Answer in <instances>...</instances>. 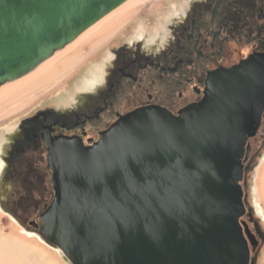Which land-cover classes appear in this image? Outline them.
I'll return each mask as SVG.
<instances>
[{
  "label": "water",
  "instance_id": "water-1",
  "mask_svg": "<svg viewBox=\"0 0 264 264\" xmlns=\"http://www.w3.org/2000/svg\"><path fill=\"white\" fill-rule=\"evenodd\" d=\"M126 1L0 0V85ZM263 111L264 78L249 59L210 74L203 100L178 115L136 108L91 145L47 136L54 197L41 236L71 264H249L258 241L239 182Z\"/></svg>",
  "mask_w": 264,
  "mask_h": 264
},
{
  "label": "flooded vegetation",
  "instance_id": "flooded-vegetation-1",
  "mask_svg": "<svg viewBox=\"0 0 264 264\" xmlns=\"http://www.w3.org/2000/svg\"><path fill=\"white\" fill-rule=\"evenodd\" d=\"M155 30L153 43H147V32L138 38L134 31L118 37L120 30L98 49L95 84L88 82L70 94L71 84L65 90L71 99L60 104L53 97L50 105L24 118L10 135L3 154L8 190L1 200L22 224L29 215H38L35 223L40 230V215L54 197L47 136L91 145L120 116L136 108L153 106L178 115L203 100L210 74L249 59L264 78V0H185L163 29L155 26ZM263 118L264 111L261 124ZM40 162L46 170L39 168ZM245 170L240 182L244 189ZM248 227L259 243L257 233Z\"/></svg>",
  "mask_w": 264,
  "mask_h": 264
},
{
  "label": "rangeland",
  "instance_id": "rangeland-1",
  "mask_svg": "<svg viewBox=\"0 0 264 264\" xmlns=\"http://www.w3.org/2000/svg\"><path fill=\"white\" fill-rule=\"evenodd\" d=\"M184 4L185 0H150L142 6L137 14L135 12L130 17H128L130 14L128 11L129 9H127L106 25L102 26L99 30H97V32L92 33L91 36L83 43H79L75 46V48L59 58H57L58 55L66 50L70 44L63 48L64 50L62 49L56 51L51 57L52 59L57 58L55 66L78 53L80 54V59L65 71L60 72L59 75H57L56 78L51 80L48 84L42 85V81H37L35 83L33 81H35V72H37V70H39L44 63L51 60V58L42 63L40 67L38 66L28 75L12 82L2 84L0 86V161L4 165V168H2L3 166L0 168V177L3 173L5 174V171L8 168L7 162L3 158V154H5L7 143L10 140V135L15 133L18 125L24 118L32 115L36 110L44 109L50 105V101L53 97H55V99H53L54 103H66L67 100L71 99V93L83 90L84 85L88 82H91L90 84H92V82L94 84L97 82L95 79L97 77L98 70L96 66L99 59L98 57L101 55L98 48L100 49L104 42L101 41L99 44L95 45H93L92 42L98 40L101 35L109 31L111 28L118 27L122 30L118 37L123 36L124 33L128 31H134L137 32L134 37L138 38L141 37L140 33L144 34L147 32L149 33L147 43H153L154 38L157 36L155 26L158 29H163V25H165V23L169 20L173 11L177 7L182 8V5ZM137 7L138 6H136V8ZM124 20L125 22H123ZM160 21H162L161 25ZM122 22L123 24H121ZM111 45L112 42L107 45L102 53L107 51L108 47ZM92 63L93 66L90 67ZM27 79L30 80L26 84L15 86L19 82H23ZM69 83H72L70 94H67L65 91V93H63L64 87H66ZM131 107L132 106L129 105L123 110H128ZM258 129L259 130L256 132L255 136L249 138L251 153L244 163L246 169L245 179L247 182L245 184V189L242 187L245 203H247L249 211H247L241 219L247 223V226L248 224L250 225L252 231H255L259 238V243H257L255 250H252L250 264H262L264 261V215L259 209L260 200L257 196V189L255 188L256 169L264 163V118ZM39 168L42 171L46 170V166L41 162L39 163ZM5 182L7 181L5 180ZM263 195L264 194L261 193L262 201L260 203L264 209ZM42 207L43 203H40L39 209H42ZM37 216L38 215L34 214L29 215L24 225L7 209H5L4 205L2 206L0 203V240L14 242L20 246L21 249H19V252H24L26 249L33 248L43 254H46V257L51 259L55 264H71L64 258V254L59 248L52 245L50 242L49 244L46 240L39 237V233H41L40 230L31 224L37 221ZM19 255L20 253L17 256L19 257ZM2 258H0V264H15L18 263L17 261L19 260L17 257L13 259H10L9 257ZM29 261L30 264H36L34 260L30 259Z\"/></svg>",
  "mask_w": 264,
  "mask_h": 264
},
{
  "label": "bare ground",
  "instance_id": "bare-ground-1",
  "mask_svg": "<svg viewBox=\"0 0 264 264\" xmlns=\"http://www.w3.org/2000/svg\"><path fill=\"white\" fill-rule=\"evenodd\" d=\"M148 1H150V0H127L122 5H120L119 7H117L115 10H113L112 12H110L109 14H107L105 17H103L102 19H100L98 22H96L94 25H92L91 27H89L87 30H85L74 41L71 42L72 44L69 43L70 46H68V48L66 50H64L63 48H65L67 45L64 46L62 48L64 51L62 53H60L57 58H59L60 56L64 55L65 53H67L68 51L72 50L73 48H75V46H77L79 43H81V42L83 43L87 38H89L91 36L92 33L97 32V30H99L102 26L106 25L108 22H110L111 20H113L115 17L119 16L121 13L125 12L127 9H129L128 11H129V14H130L128 17H130L135 12L137 14L138 11H140V9L142 8V6H144V4H146V2H148ZM135 5L138 6V7L136 8ZM125 20H127V19H125ZM125 20L123 22H125ZM123 22L121 24H123ZM120 30L121 29H119L118 27L111 28L109 31H107L106 33H104L103 35H101L98 40H95L94 42H92L93 45L99 44V42H101V41H103L105 43L106 41L112 39V37H114ZM62 49H60V50H62ZM54 53H53V55H54ZM50 58H48V59H50ZM57 58H54V59L51 58V60H48L47 59L48 61L45 60V61H47L46 63H44L45 61L42 62V63H44V65L41 68H39V70H37V72H35L36 73V76H34L35 77L34 78L35 81H33L34 83L37 82V81H42L43 82L42 85L48 84L49 82H51V80H53L54 78H56V76L59 75L60 72L65 71L67 68H69L70 66H72L75 62L79 61L80 54L78 53L76 55H73V56L69 57L68 59H65L64 61H62L59 65L55 66V62L57 61ZM40 65H38V66L40 67ZM91 66H93V63L90 65V67ZM36 68H34V69H36ZM32 71H30L29 73H31ZM91 72H93V71H91ZM28 74H26V75H28ZM26 75H24V76H26ZM87 75H89V74H87ZM24 76H22V77H24ZM32 78H33V76H32ZM29 80L30 79L24 80L23 82H19L15 86L24 85L27 82H29ZM10 82H12V81H10ZM89 83H91V82H89ZM71 84L72 83H69L66 87H64L63 93L66 92L65 90H67V89L70 88V85ZM92 84H94V83L92 82ZM8 89H11V88H8ZM2 166H3V164L0 161V168ZM261 171H262V173H261ZM240 185H241V183H240ZM255 188L257 189V196H258V198L260 200L259 201V209L262 211V214L264 215V209H263V206L260 203L262 201V199H261V193L264 194V163L261 164L256 169ZM241 189H242V186H241ZM242 192H243V189H242ZM262 197H264V195ZM243 202L245 203L244 196H243ZM244 207H245V204H244ZM39 235H40L39 237H41V239L46 240L43 236H41V233H39ZM249 247H250V245H249ZM19 249H21L20 246H18L14 242H9L8 240H0V258H2V257H5V258L7 257L8 258L9 257L10 259H13V258H16L17 257V259H19L17 261L19 264H30V261H29L30 259L31 260H34V262L36 264H55L51 259H48L46 257V254H43V253H41L40 251H38L36 249L29 248V249H26L24 252H19ZM250 250H252L251 247H250ZM19 253H20V255L18 257L17 255ZM18 263H15V264H18ZM249 264H250V260H249ZM262 264H264V261L262 262Z\"/></svg>",
  "mask_w": 264,
  "mask_h": 264
}]
</instances>
